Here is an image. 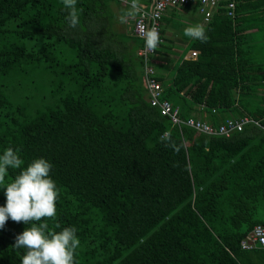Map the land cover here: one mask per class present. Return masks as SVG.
<instances>
[{"label": "trees", "instance_id": "trees-1", "mask_svg": "<svg viewBox=\"0 0 264 264\" xmlns=\"http://www.w3.org/2000/svg\"><path fill=\"white\" fill-rule=\"evenodd\" d=\"M112 1L77 0L72 28L62 0H0V155L17 150L21 168L45 158L58 189L54 218L0 228V264H21L26 249L13 245L31 223L74 227L75 264H264L263 247L239 246L264 226V56L239 46L242 29L264 33V0H237L232 18L222 1L203 25L207 41L190 43L195 58L168 84L151 75L182 118L203 104L258 121L228 137L159 114L122 36L81 39Z\"/></svg>", "mask_w": 264, "mask_h": 264}, {"label": "clouds", "instance_id": "clouds-1", "mask_svg": "<svg viewBox=\"0 0 264 264\" xmlns=\"http://www.w3.org/2000/svg\"><path fill=\"white\" fill-rule=\"evenodd\" d=\"M62 3L68 10V25L75 28L80 23L77 0H62ZM140 12L139 0H130V7L121 14L119 20L126 23ZM140 34L146 49L157 48L160 36L155 27H141ZM184 34L201 42L207 41L205 28L201 24L186 27ZM23 163L18 151L11 147L0 155V186L5 189L6 196V204L0 206V228L9 218L16 223L29 224L56 216L58 189L49 175L52 164L43 157L33 159L27 167L21 168ZM9 168L19 169V172L11 182H6ZM76 231L74 227H64L57 232L49 230L47 223H31L30 227L16 236L13 247L26 249L21 264H75V250L80 245Z\"/></svg>", "mask_w": 264, "mask_h": 264}, {"label": "crops", "instance_id": "crops-1", "mask_svg": "<svg viewBox=\"0 0 264 264\" xmlns=\"http://www.w3.org/2000/svg\"><path fill=\"white\" fill-rule=\"evenodd\" d=\"M147 1L150 0H139L140 3H145ZM128 8L129 7L124 6L115 0L114 2H110L107 7L101 8V17L96 22H83L82 27H84V29H80L78 31V34H80L81 39L86 40L87 32L89 33V35L90 33H94L95 41L99 44H103L108 42V38L106 37V35H112V33H109V30H107L112 27L114 33L113 35L122 36L126 34L127 36L136 38L131 41L125 40L122 44L125 46L124 51L127 52L128 56H134L136 54L137 48L139 47L140 40L131 32V23L133 18H129L126 23H121L119 20L121 14ZM246 13V9H243L241 11L242 15H245ZM163 17H165L167 20H162L161 23V44H158L157 50L151 57L149 65L152 67L153 73L155 75L161 76L162 81L168 84L173 74L174 67L181 61L193 60L196 56H190L191 50H195L196 52L197 50L190 47V43L194 39L186 36L184 34V29L188 26L196 24L204 25L205 22L201 20V16L195 10L194 5L171 8L167 12H165ZM115 22H117V25L115 24ZM247 23V21L243 22L244 25H246ZM260 34L261 32L259 31V29L255 27H246L245 29L239 31L240 38L244 37L243 39L246 41V43L242 41V43L240 42V48L247 50L250 47L252 53H257V56H255L256 59L261 56L258 55L259 51L256 52L254 50H259L260 45H264L263 40L259 37ZM263 56L264 55H262V57ZM141 65L139 66V70H141ZM261 73L264 74V70ZM259 91L261 92L263 90L260 89ZM180 94L188 99V95L183 93V91L180 92ZM229 116L233 115L227 111H211V109H209V111H205L204 107L200 108L199 104H197L186 117L200 118L201 120L212 125L211 122L213 120L217 124L218 122H221L225 117Z\"/></svg>", "mask_w": 264, "mask_h": 264}, {"label": "built area", "instance_id": "built-area-1", "mask_svg": "<svg viewBox=\"0 0 264 264\" xmlns=\"http://www.w3.org/2000/svg\"><path fill=\"white\" fill-rule=\"evenodd\" d=\"M120 4L130 7V0H115ZM225 1L223 4L226 8V15L230 18L234 16V7L237 0H150L145 3H140L141 12L138 13L131 23L132 34L140 40V46L136 50V55L141 58L142 65V81L146 88L147 101L151 106L158 109L159 114L166 116L172 125L177 128L180 126H187L196 133L205 135H220L228 137L231 133L240 131L244 125L248 123L258 124L257 120L250 118L247 115L237 117H225L219 124L213 126L200 118L179 116L178 107L173 106L167 99L161 98L160 83L152 78L153 70L149 65L151 56L154 50H148L145 47V41L140 34L141 27L151 28L155 27L162 40L161 23L162 16L171 8L182 7L187 5H194L195 10L200 14L201 20L207 22L210 19L212 12ZM196 51L191 50L190 56H195ZM200 108L204 107L199 104ZM211 111H214L211 108ZM264 130V127L262 128ZM259 245L264 248V226L255 224L250 231L240 240L239 246L241 249H250Z\"/></svg>", "mask_w": 264, "mask_h": 264}, {"label": "rangeland", "instance_id": "rangeland-1", "mask_svg": "<svg viewBox=\"0 0 264 264\" xmlns=\"http://www.w3.org/2000/svg\"><path fill=\"white\" fill-rule=\"evenodd\" d=\"M115 24L117 25V22H115ZM110 30H111V32L113 31V29H112V27H110ZM262 35H264V33H261ZM259 35V37H260V39H262V35ZM121 38V37H120ZM116 40H118V39H116ZM122 40H130L129 39V36H127L126 34H124V35H122ZM263 40V39H262ZM119 41V40H118ZM262 44V43H261ZM261 50V51H260ZM254 51H259V53H258V55H260V56H262V55H264V47L262 46V45H260V47H259V50H254ZM219 124V123H218Z\"/></svg>", "mask_w": 264, "mask_h": 264}]
</instances>
